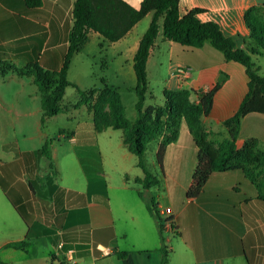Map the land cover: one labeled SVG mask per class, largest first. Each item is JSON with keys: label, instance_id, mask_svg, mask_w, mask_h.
I'll return each mask as SVG.
<instances>
[{"label": "crops", "instance_id": "obj_1", "mask_svg": "<svg viewBox=\"0 0 264 264\" xmlns=\"http://www.w3.org/2000/svg\"><path fill=\"white\" fill-rule=\"evenodd\" d=\"M125 1L139 8L143 0ZM74 2L42 0L39 7L29 8L24 0H0V62H9L18 68L37 64L45 70L60 71L73 26ZM253 6L264 11V0H180V14L185 15L196 7L209 10L203 18L219 23L227 36L234 37L238 46L246 48L255 45L244 19L246 10ZM150 15L152 13L117 41H108L100 33L90 31L88 41L73 58L68 74L70 81L87 90L102 87L104 80L118 88L121 96L128 82L135 84L132 85L135 89L134 57L151 22L142 28L140 24ZM88 47L97 54L112 56L110 63L108 59L103 61L102 75L91 73V68L83 74L74 73V62ZM262 56L264 50L261 49L252 58ZM164 57L166 62L162 60ZM157 65L159 70L166 69L162 93L188 89L199 95L219 86L212 110L203 117V123L212 140L222 142L229 138L224 121L238 110L249 90L245 66L226 59L224 53L210 43L195 47L165 40L163 36L160 40L157 38L151 50L148 80ZM92 76L100 85L91 86L87 82ZM12 84L16 86L12 88ZM194 99L199 100L196 96ZM75 103L66 105L62 101L64 110L56 116L67 111L71 113L69 120L74 123L68 131H60V136L68 138L71 145L64 158L74 166L73 179L77 187L60 184L50 159L38 153L45 142L51 140L45 124L56 116L42 123L41 92L34 75L16 71L0 73V123L35 130L24 135L27 143L36 144L34 147H24L22 140L16 139L18 154L6 150V142L3 150L8 152V157L0 159V178L29 215L35 232L31 244L39 240L49 244L46 247L50 258L42 264H47L52 257H66L69 250H74V255L86 264H161L162 241L158 226L137 195L142 184L135 187L129 183L131 179L136 181L137 177L144 176L143 169L140 167L142 175L130 174L131 169L123 165L119 172L125 174L127 181L108 186V190L103 187L99 171L90 176V172L102 170L103 154L100 148L97 150V134L89 106L76 107ZM83 109L89 112L90 121L77 119L75 113ZM251 139L258 140L260 148L264 147V113L251 112L243 118L238 148ZM161 140L162 136L151 140L156 161ZM120 145H124L123 134ZM124 149L122 159L132 160L134 153L125 146ZM50 153L52 161L58 158V148L53 147L52 140ZM197 155L193 135L187 123L182 122L178 139L165 148L162 165H155V169L161 167L162 172L157 173V177L165 189L158 193L160 210L164 218H174L179 232L174 235V230L169 225L166 227L173 235L167 239L172 249L169 264H264V201L258 198L257 186L240 169L214 171L201 194L193 200L187 199ZM0 189V200L9 199L2 184ZM9 202L13 205L10 199ZM13 209L20 223L25 225L13 240L26 239L29 227L14 205ZM8 242L10 240L1 247ZM60 243H63L62 248ZM116 251H127L128 256L121 258Z\"/></svg>", "mask_w": 264, "mask_h": 264}, {"label": "trees", "instance_id": "obj_2", "mask_svg": "<svg viewBox=\"0 0 264 264\" xmlns=\"http://www.w3.org/2000/svg\"><path fill=\"white\" fill-rule=\"evenodd\" d=\"M24 2L29 8H36L42 4V0H24ZM149 13H152L151 23L142 36L134 57L138 116L132 121L126 115V107L118 88L102 80V87L81 89L70 81L68 74L75 54L79 53L88 41L90 31L100 33L108 41H117ZM207 13L209 10L196 7L187 14L181 15L180 0H143L139 8L125 0H75L72 11L73 26L60 71L45 70L37 64L18 68L12 63L0 62V73L3 75L10 71L34 75L41 92V105L44 111L42 123H45L48 117L64 110L62 101L66 89L74 86L79 93V99L74 105L89 106L97 132L110 128L122 130L124 146L138 157L137 164L144 171V176L136 178V181L144 187L138 193L158 226L162 241L159 249L162 254L161 264H169L172 252L165 243L166 224L171 226L174 234L179 232L174 218H164L159 203L150 194L151 189L160 184L159 178L151 172L146 162L147 144L151 140L162 136L157 153V160L162 165L166 146L178 139L181 123H187L198 147L197 164L186 193L187 199L193 200L201 194L214 171L240 169L257 186L258 198L264 201V147L260 148V142L256 139L246 141L241 148L237 146L243 118L251 112L264 113V75L252 58L253 54L259 53L261 49L264 50V11L259 6H253L245 12L244 19L255 42L254 46L246 48L238 46L234 37L227 36L219 23L209 18L204 19ZM160 31L165 40L176 41L183 45L201 47L210 43L222 51L226 59L245 66L249 76V90L238 110L224 121L230 134L229 138L222 142L212 140L203 123V117L209 115L212 110L219 86L199 95L194 90L188 89L164 90V105H146L149 94L147 64ZM194 96L199 100L194 99ZM50 144L51 140H47L38 153L47 156L51 166L54 167ZM4 148L20 153L15 142L5 144ZM0 184L29 227L26 239L10 241L3 247L27 251L31 245V238L35 235L29 215L25 214L23 207L15 201L9 185L1 178ZM116 253L121 258L128 256L127 251H116ZM0 264L10 263L0 256Z\"/></svg>", "mask_w": 264, "mask_h": 264}, {"label": "rangeland", "instance_id": "obj_3", "mask_svg": "<svg viewBox=\"0 0 264 264\" xmlns=\"http://www.w3.org/2000/svg\"><path fill=\"white\" fill-rule=\"evenodd\" d=\"M152 15L150 17H146L140 24V28H142L144 25L148 23V21L151 22ZM162 32H160V35L158 37V40L162 38ZM112 56H106L105 54H97L92 50L90 47L88 49H85L82 51L79 59H76L74 62V73L80 72L83 74L86 72V70H89L91 73L96 72L99 75L103 74V61L105 59H108V62L110 63ZM166 57H164L162 60L166 62ZM254 62L257 63L261 67V74L264 75V56L259 57L258 59H254ZM160 66L157 65L156 70H151L153 72V75H150L149 78V94L146 105L149 104H156V105H164V94L162 93V87H163V80L166 76V69H158ZM87 82L92 85H100V82L98 80H95V78L92 76L87 80ZM114 84L119 82H113ZM127 88H125L122 91V99L123 103L126 107V115L130 120H135L137 118V109H136V102H137V94L135 89H132V85L128 82ZM16 84H12V88H14ZM79 99V93L76 89V87L69 86L66 89V94L64 96L63 103L66 105H69L70 103H75ZM73 110V109H71ZM75 112V111H72ZM71 113L68 114L67 111L64 113L54 117L51 119V121H48L45 124V129L50 132V139L52 140L53 147L58 148V158L53 159L54 167H52L54 172L58 176L59 183L62 185H70V186H76V182L73 179V173H74V166L67 163L65 161L64 156L70 151L71 145L68 142V138H64L60 136V131L63 132V130L68 131L70 126H73V122L69 120V116ZM78 117L77 119H80L81 121H90V115L87 109H83L80 112L75 113ZM1 116V112H0ZM95 130V128H94ZM97 150L100 148L103 158H102V170L92 171L90 172V176L93 173V176L98 172L101 173L102 177V184L103 187H105L106 190H108V186H117L121 183H123L126 179L125 174L121 175L120 170L122 169L123 165L124 167L131 169L130 174L138 173L139 175H142V171L140 167L137 166L138 157L133 154L132 160H123L121 157L122 152H124V145H120L122 142V130L120 129H107L102 132H97ZM26 133H35L34 127H30L27 129L21 128L19 125L13 124L8 125V123H0V159H6L8 157V152L3 150V144L6 142H14L16 139L22 140V144L24 147H34L36 144L34 143H27L28 140L24 139V135ZM37 142V141H36ZM154 141H151L147 144V150H146V162L151 170V172L158 176L157 173L161 174V167L155 169L156 163L159 162L156 161V156H153V147H154ZM154 160V161H153ZM59 163V166H58ZM89 163V161H88ZM101 164V162H100ZM121 167V168H120ZM127 181V180H126ZM131 183L135 187H140L139 182L134 181L131 179ZM142 189H144L143 185L141 186ZM140 189V190H142ZM164 184L161 183L155 187H153L150 191V194L153 195L156 199V202H158V193L164 192ZM0 192L1 189H0ZM137 191V195H139ZM150 213V212H149ZM165 223V219H164ZM23 223H20V219H18V216L15 213V210L13 209V205L9 202V199L7 197H3L0 200V256L2 259L10 264H36V263H46V261L50 258V253L47 250V247L49 244H47L45 241H34L29 247L28 250L25 251L23 249H15V248H4L1 247L3 243L6 241H18L13 240L18 237L19 229L22 228L25 225H22ZM167 227V224H166ZM176 235V234H174ZM164 237H165V243L168 246V248H171V243L167 240L173 237L171 231L164 230Z\"/></svg>", "mask_w": 264, "mask_h": 264}, {"label": "built area", "instance_id": "obj_4", "mask_svg": "<svg viewBox=\"0 0 264 264\" xmlns=\"http://www.w3.org/2000/svg\"><path fill=\"white\" fill-rule=\"evenodd\" d=\"M169 227H171L169 225ZM59 247H63V243H60ZM103 251H107L103 249ZM47 264H86L81 262L75 255L74 250H69L66 257H52V259Z\"/></svg>", "mask_w": 264, "mask_h": 264}]
</instances>
